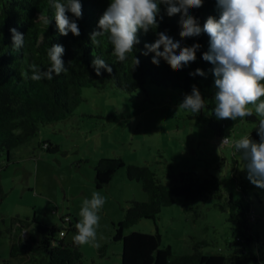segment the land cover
I'll return each mask as SVG.
<instances>
[{"label": "rangeland", "instance_id": "rangeland-1", "mask_svg": "<svg viewBox=\"0 0 264 264\" xmlns=\"http://www.w3.org/2000/svg\"><path fill=\"white\" fill-rule=\"evenodd\" d=\"M188 94L154 85H146V92L136 95L110 84L103 89L82 88V100L69 116L40 125L37 136L12 149L8 160L0 156V264H42L40 248L22 257L29 262L10 257V246L20 234L17 228L24 227L22 240L39 247L41 235L35 223L60 225L59 217L66 214L78 223L82 202L93 191L106 200L99 212V247L91 243L79 246V264H120L122 244L112 240L114 225L131 201H144L146 194L139 181L126 177L124 168L108 184L96 188L94 166L101 157H120L126 164L148 166L165 183L177 182L184 171L219 177L224 193L250 204L253 229L264 241V189L246 178L245 161L233 147L234 141L245 136L252 139L258 121L240 123L229 143L220 146L207 127V101L198 113L179 109ZM43 141L57 149L40 148ZM184 202L182 197L176 198L154 218H143L125 228L124 234L157 231L160 247L170 245L173 255L192 252L198 241L203 242L201 253H230L234 223L227 221V210L221 211L210 198L189 202L186 210ZM74 235L67 232L65 241L71 242Z\"/></svg>", "mask_w": 264, "mask_h": 264}, {"label": "trees", "instance_id": "trees-1", "mask_svg": "<svg viewBox=\"0 0 264 264\" xmlns=\"http://www.w3.org/2000/svg\"><path fill=\"white\" fill-rule=\"evenodd\" d=\"M81 3L83 16L76 21L81 34L76 37L71 32L67 36L59 34L55 10L49 0H0V156L4 155L8 160L12 149L37 136L40 125L69 116L82 100L80 89H103L107 84L130 95L146 92V85L177 89L191 94L192 86L195 85L204 101H207V127L220 146L226 145L222 144V140L225 137L229 140L240 123L258 121L255 114L243 119L237 118L236 121L218 120L214 114L210 115L215 106L213 95L216 91L214 76L210 71L213 65L202 59V54L209 49V37L202 33L199 37L182 39L179 36V14L172 17L164 15L166 6L161 4L164 19L159 22L158 28L147 34L141 30L140 43L134 46L126 61L119 62L113 54V46L107 35L98 38L102 41L99 46L93 45L90 39L93 31H99L98 20L110 0H81ZM40 14L51 19V23L46 25L38 20ZM67 14L76 19L70 12ZM190 14L198 19L201 27L209 16L219 19L216 0H204L203 6L191 9ZM11 28H16L24 35V45L19 50L13 47L12 34L9 31ZM157 32H166L180 41L181 47L199 43L201 48L196 53L195 62L178 71L171 70L163 59H160L158 66L154 65L151 60L155 54L144 56L142 52L145 51V43L155 41ZM56 43L65 49L62 59L67 71L59 76L54 75L52 80L33 81L30 65L36 64L41 70H46L50 66L47 50ZM94 57L104 59L112 67V73L101 69L102 75L97 76L91 66ZM136 58L140 61L138 66L134 65ZM197 68L202 69L206 75L190 76L189 73ZM261 99L264 100V97ZM251 137L254 141H259L256 132H252ZM39 147L48 152L57 149L49 141L40 142ZM233 162L237 163L236 160ZM121 168H124L128 179L141 183L146 199L131 201L124 210L123 218L114 225L112 240L122 244L120 264H264V241H261L258 232L253 229L255 217L250 204L243 199H235L232 193H224L219 177L184 171L178 175L177 182L165 183L148 166L126 164L120 157H101L94 166L95 187L99 189L108 184ZM239 188L244 189V185ZM242 191L245 193V190ZM1 195L0 188V197ZM178 197L184 199L182 208L185 210L189 209V202L201 198L214 199L221 211L227 210V221L234 223L231 230L233 239L228 243L230 253H201L199 245L203 242L198 241L193 243L192 252L173 255L170 245L160 247L161 236L157 231L153 233L134 230L124 234L125 228L143 218H154L161 207L173 204ZM195 215L198 216L197 211ZM59 220L60 225L54 226L35 223L41 235L39 247H32L28 241L22 240L24 227H18L17 234H20L17 241L10 246V257H20L24 262H29L30 260L22 257L34 248H40L42 264H79L82 258L79 246L73 240L67 242L64 239L69 231L77 234L76 220L69 214L60 216Z\"/></svg>", "mask_w": 264, "mask_h": 264}, {"label": "clouds", "instance_id": "clouds-1", "mask_svg": "<svg viewBox=\"0 0 264 264\" xmlns=\"http://www.w3.org/2000/svg\"><path fill=\"white\" fill-rule=\"evenodd\" d=\"M55 10L56 27L61 36L69 32L73 36H80V28L76 22L82 18L81 0H49ZM204 0H110V3L98 20L99 31H93L90 39L93 45L99 46V37L107 38L113 46V54L119 62L126 61L128 54L133 52L134 46L140 43L141 30L147 34L158 28L164 15L172 17L180 15L179 36L184 38L199 37L202 33L209 37V49L202 54L204 61L210 62V70L214 76L215 106L210 112L218 120L253 116L258 118L255 128L259 142L250 136L234 141L233 147L242 154L247 170V179L256 187L264 189V0H216L219 19L207 17L203 27L198 19L190 14L191 9H199ZM165 5L164 15L160 5ZM71 13L76 19L69 17ZM38 20L49 25L51 19L40 14ZM13 47L17 50L24 45V35L11 28ZM153 43H145L142 55L154 53L151 62L159 65L163 59L173 71L183 69L197 59L196 53L201 48L199 43L181 47L180 41L170 37L166 32H157ZM162 48V51H161ZM64 47L52 44L47 50L50 66L41 70L36 64L30 65L31 79L52 80L62 72H66L62 56ZM136 58L134 65H139ZM97 76H101V69L109 74L113 69L100 57H94L91 62ZM190 76H205V72L197 68L189 73ZM251 106V107H249ZM205 108V101L198 88L193 85L191 94L184 97L179 109L198 113ZM254 109V112H253ZM229 143L227 137L222 144ZM105 197L98 191H93L90 199H84L80 207V220L76 223L77 234L73 241L77 246L97 243V229L99 227V212L105 204Z\"/></svg>", "mask_w": 264, "mask_h": 264}, {"label": "built area", "instance_id": "built-area-1", "mask_svg": "<svg viewBox=\"0 0 264 264\" xmlns=\"http://www.w3.org/2000/svg\"><path fill=\"white\" fill-rule=\"evenodd\" d=\"M66 220H67V218H66ZM62 234V233H61Z\"/></svg>", "mask_w": 264, "mask_h": 264}]
</instances>
